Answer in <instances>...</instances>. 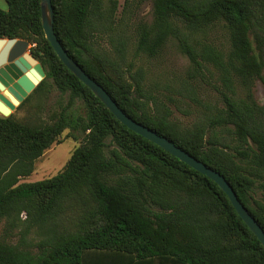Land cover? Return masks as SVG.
I'll use <instances>...</instances> for the list:
<instances>
[{
    "label": "trees",
    "instance_id": "16d2710c",
    "mask_svg": "<svg viewBox=\"0 0 264 264\" xmlns=\"http://www.w3.org/2000/svg\"><path fill=\"white\" fill-rule=\"evenodd\" d=\"M6 1L0 38L29 41L46 73L34 91L58 95L37 104L36 122L0 117V264H84L89 250L160 264H264V245L214 180L129 129L63 64L40 0ZM51 1L67 52L129 116L224 175L264 230V102L254 94L256 81L264 85V0H152L150 22L131 20L146 0H126L120 12L115 0ZM104 33L128 66L115 76L96 48ZM171 41L188 57L185 73L149 77L142 63L162 59ZM134 59L142 63L133 70ZM205 84L214 101L202 98ZM170 106L197 119L180 123ZM67 129L80 144L62 170L20 182Z\"/></svg>",
    "mask_w": 264,
    "mask_h": 264
},
{
    "label": "water",
    "instance_id": "95a60500",
    "mask_svg": "<svg viewBox=\"0 0 264 264\" xmlns=\"http://www.w3.org/2000/svg\"><path fill=\"white\" fill-rule=\"evenodd\" d=\"M42 24L46 38L63 64L88 86L115 117L129 129L156 143L194 169L214 180L228 195L232 205L252 232L264 245V230L255 217L238 198L236 192L219 171L209 167L167 137L136 121L112 98L108 91L67 52L54 29V13L51 0H40ZM30 42L17 38H0V113L5 117L23 102L45 78L42 64L32 55Z\"/></svg>",
    "mask_w": 264,
    "mask_h": 264
},
{
    "label": "rangeland",
    "instance_id": "374dc122",
    "mask_svg": "<svg viewBox=\"0 0 264 264\" xmlns=\"http://www.w3.org/2000/svg\"><path fill=\"white\" fill-rule=\"evenodd\" d=\"M117 3V11H122L126 0H115ZM110 5V0H104V7H108ZM8 8V7H7ZM132 22H136L139 19H143L144 21L150 22L153 18L152 13V0L144 1L136 11L131 15ZM218 36L220 41H225L224 33L219 32ZM31 45H29L30 47ZM98 51L102 52L112 63L109 65V71L115 75L118 73H122L126 71L128 66L125 63H122L119 60L118 54L114 50L113 41L111 40L110 34L104 33L98 44L96 45ZM129 50L127 51L126 60L128 63L134 55V51L132 48V44ZM134 61L133 70L136 69L138 63H142L138 60ZM145 67L148 68V76L149 77H157L158 79L163 80L164 78L173 79L175 77H179L185 73L186 69L189 65V60L186 55H184L176 46L175 42H169L165 47L164 54L162 59L154 62L148 63L145 61L142 63ZM148 65V66H147ZM129 73H125L128 76ZM205 90L202 91V98L204 100H212L216 98L215 93L208 85ZM47 95L43 94V96L39 95L38 92L34 90L29 93V95L21 102L19 106L11 113L15 119L23 122H36V113H38L37 104L41 101L42 104L46 103V105L52 104L56 100V96L58 95V91L53 87ZM254 94L255 98L259 103L264 102V85L261 81H256L254 86ZM174 111V118L176 121L180 123H186L190 121H194L197 119L196 113H192L190 116H185L182 112L176 110L173 106H170ZM39 112L42 118L46 117L44 109H40ZM39 110V111H40ZM0 117H5L0 113ZM68 129L63 132L60 136L59 140L54 142L50 148H48L42 156H40L34 165V170L28 176H24L20 178V182H32L42 180L48 177L55 175L57 172L62 170L68 159L70 158L74 149L80 144L79 140L74 139L73 137L68 135ZM25 214L22 215L24 219ZM5 221H1L0 223V236L3 235L4 232ZM20 235L19 228L14 229L11 237L9 238L12 242H16ZM38 235L35 231H32L28 235V239L33 242L37 241ZM34 250V247H30Z\"/></svg>",
    "mask_w": 264,
    "mask_h": 264
},
{
    "label": "crops",
    "instance_id": "0c3cea01",
    "mask_svg": "<svg viewBox=\"0 0 264 264\" xmlns=\"http://www.w3.org/2000/svg\"><path fill=\"white\" fill-rule=\"evenodd\" d=\"M0 7L7 9L6 0H0ZM84 264H160L157 258L149 260L132 259L131 255L124 252H110L102 250H89L85 253Z\"/></svg>",
    "mask_w": 264,
    "mask_h": 264
},
{
    "label": "flooded vegetation",
    "instance_id": "af4514ba",
    "mask_svg": "<svg viewBox=\"0 0 264 264\" xmlns=\"http://www.w3.org/2000/svg\"><path fill=\"white\" fill-rule=\"evenodd\" d=\"M31 53H32V51H31ZM32 55H33V53H32ZM34 56V55H33ZM35 57V56H34ZM36 58V57H35ZM37 59V58H36ZM38 60V59H37ZM39 61V60H38ZM40 62V61H39Z\"/></svg>",
    "mask_w": 264,
    "mask_h": 264
},
{
    "label": "built area",
    "instance_id": "2783aa9c",
    "mask_svg": "<svg viewBox=\"0 0 264 264\" xmlns=\"http://www.w3.org/2000/svg\"><path fill=\"white\" fill-rule=\"evenodd\" d=\"M32 47V44H31V46H30V48Z\"/></svg>",
    "mask_w": 264,
    "mask_h": 264
}]
</instances>
